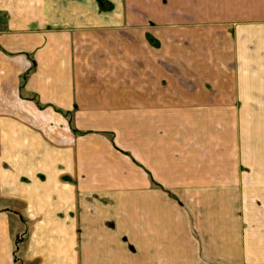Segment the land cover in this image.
<instances>
[{"label":"crops","instance_id":"0c3cea01","mask_svg":"<svg viewBox=\"0 0 264 264\" xmlns=\"http://www.w3.org/2000/svg\"><path fill=\"white\" fill-rule=\"evenodd\" d=\"M0 264H264V0H0Z\"/></svg>","mask_w":264,"mask_h":264}]
</instances>
